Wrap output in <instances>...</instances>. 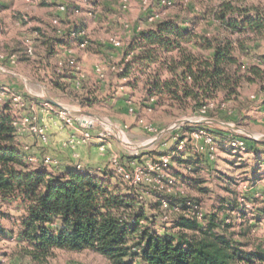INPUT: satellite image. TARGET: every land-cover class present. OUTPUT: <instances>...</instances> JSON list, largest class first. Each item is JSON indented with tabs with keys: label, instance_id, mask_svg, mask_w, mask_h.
I'll return each instance as SVG.
<instances>
[{
	"label": "rangeland",
	"instance_id": "1",
	"mask_svg": "<svg viewBox=\"0 0 264 264\" xmlns=\"http://www.w3.org/2000/svg\"><path fill=\"white\" fill-rule=\"evenodd\" d=\"M205 2L0 0V91L6 92L0 103L19 102L20 105L13 106L18 119L32 114L37 126L46 127V144L39 142L34 134L25 132L18 136L22 148L36 158L33 165L56 174L78 164L82 169H89L93 177H100L105 172L110 182L119 186L123 193L137 198L147 218L142 222L156 230L172 227L180 214L173 211L160 214L157 195L186 197L197 202L203 216L218 212L223 219L229 217V222L233 223L231 232H237L243 225H251L246 237H234L250 249L257 244L264 246V214L260 220L255 219L264 209V164L258 166V157L229 150L227 143L220 145L219 140L231 137L256 140L260 142L256 151L264 150V83L245 84L238 99L219 105L213 102L209 110L169 114L144 106L141 94L130 91L126 80L117 77L123 69L124 48L137 32L150 26L151 22L167 18L190 24L192 18L201 13ZM247 2L264 7V0ZM195 25L199 33L211 35L216 32L209 22L198 20ZM58 28L61 31L57 33ZM72 29L83 31L87 41L84 48H79L77 41L68 36L61 42L54 39L64 32L68 35ZM46 40H51L52 52ZM111 41L119 42V46ZM26 48H30L31 53H27ZM254 54L264 55V36ZM58 84H65V87L61 89ZM13 95L20 99L11 101ZM45 101L55 102V110L45 107ZM61 107L108 124L111 128V135L106 140L108 151L99 153L102 141L96 137L98 126L91 129L92 137L86 143L72 150L66 141L75 131L60 124L56 112ZM48 117L55 118L60 130L47 121ZM179 121L182 123L177 128ZM197 128L215 135L214 159L206 157L205 160L201 156L202 164L196 171L170 162L181 176L175 177L173 186L162 179L170 178L169 172L164 170L159 173L160 178L154 176L155 180L142 182L137 190L116 173L111 160L113 155L124 165L130 161L141 166L157 163L160 156L181 155L182 152L176 150L177 141L190 142L189 133ZM81 146L86 148L83 155L79 150ZM90 147H97V153L90 151ZM46 158L48 162L44 161ZM94 164L101 165L102 171L88 167ZM221 207L226 209L220 210ZM164 215L167 216L165 220ZM19 216L14 202L0 198V228L4 230L0 233V264H38L21 254L15 240ZM43 264L109 263L90 250H55Z\"/></svg>",
	"mask_w": 264,
	"mask_h": 264
},
{
	"label": "trees",
	"instance_id": "2",
	"mask_svg": "<svg viewBox=\"0 0 264 264\" xmlns=\"http://www.w3.org/2000/svg\"><path fill=\"white\" fill-rule=\"evenodd\" d=\"M205 1L190 24L171 18L151 22L124 48L123 69L117 77L141 94L144 106L169 114L197 113L209 110L213 102L238 99L245 84L264 83V55L254 54L264 36V7L247 0ZM198 20L211 23L216 32H197ZM65 36L64 32L53 38L61 42ZM45 43L52 52L51 40ZM227 140H219L220 145ZM244 141L258 157L260 142ZM29 154L18 141L10 106L0 104V198L14 202L20 212L15 240L33 263L43 264L55 250H90L109 264H264L262 244L247 249L246 243L234 238L246 237L249 224L231 232L229 217L223 219L218 212L202 220L187 217L186 210L197 202L159 194L160 214L162 200L180 207L182 213L172 227L156 230L142 222L147 218L137 198L123 193L109 178L93 177L89 169L76 167L49 172L29 162ZM184 154L170 162L196 171L201 156L207 160L204 154ZM258 158V166L264 164ZM164 172L173 179L180 176L170 164ZM261 214L264 209L257 221Z\"/></svg>",
	"mask_w": 264,
	"mask_h": 264
},
{
	"label": "built area",
	"instance_id": "3",
	"mask_svg": "<svg viewBox=\"0 0 264 264\" xmlns=\"http://www.w3.org/2000/svg\"><path fill=\"white\" fill-rule=\"evenodd\" d=\"M63 9V8H62ZM149 21H152V18H149ZM60 28L57 29V33L60 32ZM68 36L71 38L77 39V43L79 48H84L87 44L85 35L83 31L72 29L68 31ZM113 45L119 46V42L111 41ZM27 53H31L30 48H26ZM6 95L5 90L0 91V99H4ZM20 98L13 95V98H11V101L19 100ZM1 104V103H0ZM4 104V102H2ZM45 107H48V109L55 110L53 106H55V102H48L45 101L44 103ZM10 106L12 117H13V125L15 127V133L17 136L21 135L22 133H30L34 134L38 141L42 144H46L48 141L47 135H46V127L41 125L37 126L33 121L36 119L34 115L29 114L28 116H22L20 119L17 118L16 113L14 112L13 106L17 107V105H20L19 102H15V104H12V102L8 103ZM23 105V103H22ZM131 112H134L132 108L129 109ZM56 115L58 117V120L62 126L68 127L73 129L75 132L69 134L66 144L72 149L76 150L80 145H83L92 137V131L91 129L98 126L96 129H98V133L96 137H98L102 143L99 146V153L105 154L109 149V143L106 141L107 137L111 135V128L108 124H106L104 121H100L97 118L87 116L85 114L81 113H72L68 109H65L61 107L59 110H57ZM181 121L178 123V127L181 125ZM77 132V133H76ZM190 142L185 141V139H180L177 141L176 144V150L181 152H192L195 154H204L207 158L214 159L213 151L215 149L214 142L215 137L210 133L204 130L203 128H197L190 131ZM227 145L232 149L239 153H245V154H253L252 152H249L246 146V143L243 138H229L226 141ZM74 156L77 157L78 154L74 152ZM171 156L168 154L160 156L157 163H148L145 166H141L134 161L128 162V165H124L123 163L119 162L116 155H113L111 160L113 164L116 166V173L125 180L131 187L136 188L139 184L142 182H149L152 180H155V177L160 178V172H162L170 163ZM27 160L29 162H35L36 158L33 156H28ZM45 162H48V158L44 160ZM77 169L82 170L80 164L76 166ZM151 175V176H150ZM150 176V178H149ZM153 176V178H151ZM155 176V177H154ZM174 179L169 178L167 183L169 186L174 185ZM170 189H167L169 191ZM162 209L165 211H173L176 213H180V207L174 206L170 207L169 203L165 200H162ZM185 215L187 217H195L198 220H202L203 215L200 212V209L198 206H192L189 207V209L186 210ZM167 216H163V219L165 220Z\"/></svg>",
	"mask_w": 264,
	"mask_h": 264
},
{
	"label": "crops",
	"instance_id": "4",
	"mask_svg": "<svg viewBox=\"0 0 264 264\" xmlns=\"http://www.w3.org/2000/svg\"><path fill=\"white\" fill-rule=\"evenodd\" d=\"M143 29H145V28H143ZM70 49H68V51H69ZM73 81V80H72ZM262 107L264 108V104L262 105ZM261 107V108H262ZM47 121L48 122H50V124L51 125H53L56 129H59L58 127H57V124H56V121H55V118H50V117H48V119H47ZM54 127H52V130H54ZM60 130V129H59ZM62 135V138H64V134L62 133L61 134ZM94 141H97L96 139H93ZM18 141L21 143V140H20V137H18ZM80 154L81 155H83V153L86 151V148L83 146H81L80 147ZM95 151L96 153H97V147H90V151ZM28 152V151H27ZM85 154V153H84ZM258 157H263L264 158V152H259L258 153ZM261 166V165H260ZM89 168H92V169H94V168H96V169H99V170H101V165L100 166H98L97 164H94V166H88ZM91 170V169H90ZM102 171V170H101ZM257 172H259V171H257ZM104 175H102V176H97V177H99V178H107V175L105 174V172L103 173ZM175 179V178H174Z\"/></svg>",
	"mask_w": 264,
	"mask_h": 264
}]
</instances>
